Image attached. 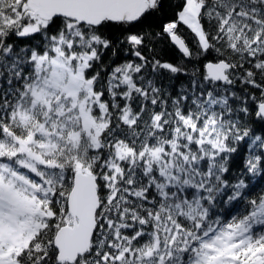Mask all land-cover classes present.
Returning <instances> with one entry per match:
<instances>
[{
    "label": "snow or ice",
    "instance_id": "obj_1",
    "mask_svg": "<svg viewBox=\"0 0 264 264\" xmlns=\"http://www.w3.org/2000/svg\"><path fill=\"white\" fill-rule=\"evenodd\" d=\"M0 264H264V0H0Z\"/></svg>",
    "mask_w": 264,
    "mask_h": 264
}]
</instances>
